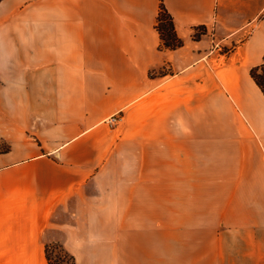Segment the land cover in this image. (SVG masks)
<instances>
[{
	"label": "crops",
	"instance_id": "crops-1",
	"mask_svg": "<svg viewBox=\"0 0 264 264\" xmlns=\"http://www.w3.org/2000/svg\"><path fill=\"white\" fill-rule=\"evenodd\" d=\"M160 3L183 42L175 49L155 28ZM263 58L264 0H0L8 129L24 138L34 122L41 141L17 139L0 154V264H48L50 243L74 264H173L172 238L158 242L155 216L147 225L125 209L124 180L109 174L124 136L106 122L116 112L164 122V135L152 129L150 138H164L170 155L243 158L230 169L245 170L253 189L244 197H264V95L249 73ZM199 110L228 121L210 141L186 131ZM259 241L243 264H264ZM181 257L221 264L203 241Z\"/></svg>",
	"mask_w": 264,
	"mask_h": 264
},
{
	"label": "rangeland",
	"instance_id": "rangeland-1",
	"mask_svg": "<svg viewBox=\"0 0 264 264\" xmlns=\"http://www.w3.org/2000/svg\"><path fill=\"white\" fill-rule=\"evenodd\" d=\"M203 31V27H196L194 35ZM226 50V46H221V52ZM166 72L165 69L157 71L158 74ZM139 111L143 113L139 117L147 118L149 107L142 105ZM116 114L118 119L109 128L122 129L124 136L120 139L118 154L109 160V174L124 180L125 209L135 211L147 225L148 220L153 224L155 216L158 242L172 238L173 264H184L181 255L200 241L204 242L206 255L209 253L210 257L215 252L221 264H243L247 258H255L258 252L255 246L261 234L264 237V197H244L251 192L246 190L253 186L240 175L245 170L230 169L232 164L239 166L243 158L209 152L170 155L164 152V138L162 143L150 138L152 129L164 135V122L152 124L138 117L126 120L120 112ZM192 116L198 120L189 118L186 131L191 128L203 131L206 141L212 139L214 132H222L228 123L224 114L218 116L219 120H213V115L208 113L202 115L200 110ZM9 124L8 100L0 75V154L8 153L17 139L41 144L38 138L32 137L36 123L32 122L31 132H26L24 138L14 137L15 124L8 129ZM43 140L45 144L49 141ZM212 149L206 144V151ZM109 205L116 208V201L110 199ZM59 253V248L50 249L53 262ZM59 258L61 262L56 264L70 262L62 255Z\"/></svg>",
	"mask_w": 264,
	"mask_h": 264
},
{
	"label": "trees",
	"instance_id": "trees-1",
	"mask_svg": "<svg viewBox=\"0 0 264 264\" xmlns=\"http://www.w3.org/2000/svg\"><path fill=\"white\" fill-rule=\"evenodd\" d=\"M155 28L159 33L161 45L163 48L175 49L183 44L182 40L176 34L172 17L163 5V3H160ZM193 37L198 38L199 35L195 34L193 35ZM249 73L253 81L260 88L261 92L264 95V58L261 63L251 67ZM53 247L59 248V256L62 255L63 257H67V259L70 260L69 264L75 263L74 257L69 254L66 250H64V248L60 244L50 243L45 246V256L48 264H56L58 262H61L59 256L56 258L57 261H52L50 249Z\"/></svg>",
	"mask_w": 264,
	"mask_h": 264
},
{
	"label": "built area",
	"instance_id": "built-area-1",
	"mask_svg": "<svg viewBox=\"0 0 264 264\" xmlns=\"http://www.w3.org/2000/svg\"><path fill=\"white\" fill-rule=\"evenodd\" d=\"M117 119H118V115L116 113H114L106 119V122L109 123L110 125H112L117 121Z\"/></svg>",
	"mask_w": 264,
	"mask_h": 264
}]
</instances>
